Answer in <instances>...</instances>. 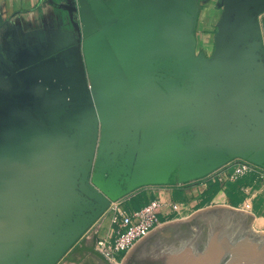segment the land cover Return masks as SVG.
Segmentation results:
<instances>
[{"label": "water", "instance_id": "1", "mask_svg": "<svg viewBox=\"0 0 264 264\" xmlns=\"http://www.w3.org/2000/svg\"><path fill=\"white\" fill-rule=\"evenodd\" d=\"M155 2L161 8L147 9L142 29L160 20L162 45L152 47L150 37L159 35L135 28L132 41L142 45L133 43L125 68L144 77L133 79L131 94L142 110L119 139L102 118L98 153L92 111L72 134L48 129L62 130L63 143L45 144L47 128L38 138L26 135L17 124L21 99L33 105V117L43 115L41 100L65 104L66 96L35 77L41 65L14 71L0 58V264H59L112 203L144 184H168L173 171L182 183L234 159L264 166V0H222L210 56L196 53L192 0ZM157 148H164L163 174L145 181L139 172L158 157ZM254 219L244 210L207 207L154 228L121 264H264V232L253 231ZM86 262L109 264L98 252Z\"/></svg>", "mask_w": 264, "mask_h": 264}, {"label": "crops", "instance_id": "2", "mask_svg": "<svg viewBox=\"0 0 264 264\" xmlns=\"http://www.w3.org/2000/svg\"><path fill=\"white\" fill-rule=\"evenodd\" d=\"M192 2V32L197 42L196 48L207 53L215 45L217 26L224 10L222 0ZM158 8L161 5L155 0H0V58L14 71L41 65L35 77L49 80L56 85L50 90L66 96L65 104L56 98L41 100L39 112L42 111L43 115L33 117L27 114L34 113L31 111L33 105L23 103L21 99V113L17 115L19 128L27 129L26 135L31 139L38 138L47 128L51 134L44 137L45 144L63 143V133L59 129L69 130L72 134L73 130L70 129L84 128V116L92 111L94 118L98 117L96 153L103 137L102 118L107 119L109 136L119 139L126 135L129 130L127 121L134 111L142 110L131 101L133 79H144L141 72L132 75L127 70L130 61L128 51L134 43L131 33L135 28L138 34L149 29L150 33L159 35L150 37L152 47L162 45L160 20L156 19L158 27L155 29H142L147 21V9L155 11ZM108 30V34L100 35ZM135 43L142 45L141 41L135 40ZM45 91L48 92L49 88ZM13 112L18 110L13 108ZM3 127L0 121V130ZM54 127L59 128L60 134L48 131ZM163 149H155L153 152L158 157L153 153L151 155H155L152 158L156 160L146 163L139 172L143 180H153L157 174L163 173ZM245 163L251 164L255 171L232 182V172ZM176 174L177 171L171 173L168 184H144L112 203L59 264H84L90 254L96 252V234L109 232L114 207L139 209L155 198L166 202V207L159 211L163 221L167 220L163 224L185 219L210 206L224 205L254 215L253 231L264 232V166L234 159L194 181L181 183ZM173 205L178 206L176 211L172 210ZM176 214L180 216L172 218L178 216Z\"/></svg>", "mask_w": 264, "mask_h": 264}, {"label": "built area", "instance_id": "3", "mask_svg": "<svg viewBox=\"0 0 264 264\" xmlns=\"http://www.w3.org/2000/svg\"><path fill=\"white\" fill-rule=\"evenodd\" d=\"M251 164L245 163L237 167L230 175V180L254 172ZM264 179V176H262ZM166 207V202L155 198L140 209L126 210L114 207L110 215L111 227L108 233L96 234L95 251L103 256L110 264H121L131 247L145 234L164 223L159 211ZM177 205L172 209L176 211Z\"/></svg>", "mask_w": 264, "mask_h": 264}, {"label": "flooded vegetation", "instance_id": "4", "mask_svg": "<svg viewBox=\"0 0 264 264\" xmlns=\"http://www.w3.org/2000/svg\"><path fill=\"white\" fill-rule=\"evenodd\" d=\"M196 53H197V55L209 56L207 53H205V52H203L201 50L199 52L198 48H196ZM84 264H88V263L86 261H84Z\"/></svg>", "mask_w": 264, "mask_h": 264}, {"label": "rangeland", "instance_id": "5", "mask_svg": "<svg viewBox=\"0 0 264 264\" xmlns=\"http://www.w3.org/2000/svg\"><path fill=\"white\" fill-rule=\"evenodd\" d=\"M200 49H201V48H199V52H200ZM213 51H214V48H212L209 52H207V54L210 56V55L213 53ZM172 210H173V209H172ZM172 210H171V211H172ZM173 211H174V210H173ZM176 215H178V214H176ZM179 216H180V215L175 216V217L173 216L172 218H175V219H176V218H178ZM170 220H171V219H170ZM166 221H167V220H165L164 222H166ZM109 264H110V263H109Z\"/></svg>", "mask_w": 264, "mask_h": 264}, {"label": "bare ground", "instance_id": "6", "mask_svg": "<svg viewBox=\"0 0 264 264\" xmlns=\"http://www.w3.org/2000/svg\"><path fill=\"white\" fill-rule=\"evenodd\" d=\"M93 40H95V39H93ZM95 41H96V40H95ZM93 45H94V44H93ZM123 50H124V49H123ZM124 55L126 56V54H124ZM124 55H123V56H124ZM121 57H122V56H121ZM132 113H133V112H132ZM118 121H119V120H118ZM125 124H126V123H125ZM113 126H115V125H113ZM117 130H118V129H117ZM161 169H162V168H161ZM161 169H160V170H161ZM162 170H163V169H162ZM155 171H156V169H155ZM156 172H158V171H156ZM152 173H153V172H152ZM152 173H151V174H152ZM162 174H163V173H162ZM149 175H150V174H149ZM155 175H156V174H155ZM157 175H158V174H157ZM143 177H144V176H143ZM147 177H148V176H147ZM144 178L146 179V176H145Z\"/></svg>", "mask_w": 264, "mask_h": 264}, {"label": "trees", "instance_id": "7", "mask_svg": "<svg viewBox=\"0 0 264 264\" xmlns=\"http://www.w3.org/2000/svg\"><path fill=\"white\" fill-rule=\"evenodd\" d=\"M147 205H148V204H147ZM145 206H146V205H145ZM145 206H144V207H145ZM142 208H143V207H142ZM139 209H140V208H139Z\"/></svg>", "mask_w": 264, "mask_h": 264}]
</instances>
